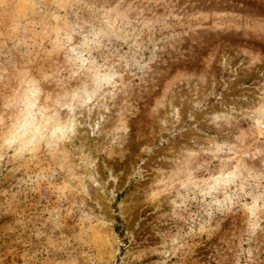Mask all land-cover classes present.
I'll list each match as a JSON object with an SVG mask.
<instances>
[{"label":"rangeland","instance_id":"374dc122","mask_svg":"<svg viewBox=\"0 0 264 264\" xmlns=\"http://www.w3.org/2000/svg\"><path fill=\"white\" fill-rule=\"evenodd\" d=\"M0 264H264V0H0Z\"/></svg>","mask_w":264,"mask_h":264}]
</instances>
